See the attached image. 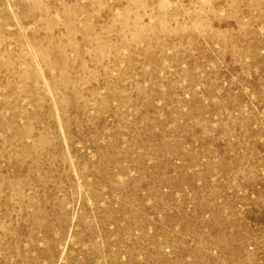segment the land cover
I'll use <instances>...</instances> for the list:
<instances>
[{"label": "rangeland", "instance_id": "rangeland-1", "mask_svg": "<svg viewBox=\"0 0 264 264\" xmlns=\"http://www.w3.org/2000/svg\"><path fill=\"white\" fill-rule=\"evenodd\" d=\"M0 264H264V0H0Z\"/></svg>", "mask_w": 264, "mask_h": 264}]
</instances>
